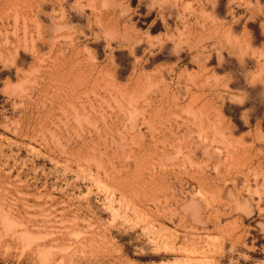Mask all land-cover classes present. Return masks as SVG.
I'll use <instances>...</instances> for the list:
<instances>
[{
	"label": "rangeland",
	"instance_id": "374dc122",
	"mask_svg": "<svg viewBox=\"0 0 264 264\" xmlns=\"http://www.w3.org/2000/svg\"><path fill=\"white\" fill-rule=\"evenodd\" d=\"M0 264H264V0H0Z\"/></svg>",
	"mask_w": 264,
	"mask_h": 264
},
{
	"label": "bare ground",
	"instance_id": "6f19581e",
	"mask_svg": "<svg viewBox=\"0 0 264 264\" xmlns=\"http://www.w3.org/2000/svg\"><path fill=\"white\" fill-rule=\"evenodd\" d=\"M56 25H57V24H56ZM57 26H58V25H57ZM57 26H56V27H57ZM42 49H43V48H42ZM42 66H43V65H42ZM50 66H51V65H50ZM76 81H77V80H76ZM70 85H71V84H70ZM51 262H52V261H51Z\"/></svg>",
	"mask_w": 264,
	"mask_h": 264
}]
</instances>
